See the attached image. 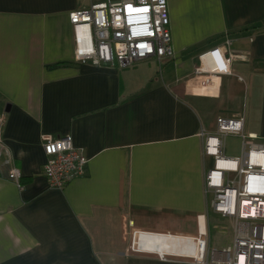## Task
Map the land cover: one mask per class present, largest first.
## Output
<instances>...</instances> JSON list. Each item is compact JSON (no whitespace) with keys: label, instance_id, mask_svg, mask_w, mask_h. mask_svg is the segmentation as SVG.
Instances as JSON below:
<instances>
[{"label":"crops","instance_id":"obj_1","mask_svg":"<svg viewBox=\"0 0 264 264\" xmlns=\"http://www.w3.org/2000/svg\"><path fill=\"white\" fill-rule=\"evenodd\" d=\"M166 1L173 56L118 68L74 60L69 13L88 0H0V264H197L176 256L199 257L190 237L219 227L201 132L243 115L264 144V0ZM226 38L245 59L203 89L198 56ZM44 133L87 159L61 189L42 172ZM222 149L240 156L241 137Z\"/></svg>","mask_w":264,"mask_h":264},{"label":"built area","instance_id":"obj_2","mask_svg":"<svg viewBox=\"0 0 264 264\" xmlns=\"http://www.w3.org/2000/svg\"><path fill=\"white\" fill-rule=\"evenodd\" d=\"M69 21L76 62L127 68L143 60L160 63L173 56L166 0H88L86 6L69 13ZM229 44L226 38L198 56L193 77L202 78L199 85L203 89L214 88L223 75H233L232 62L245 59V55L234 54ZM243 122V115L218 117L215 133L200 134L204 154L214 158L213 168L205 173V189L212 193L213 211L231 221L232 241L221 249L210 248L205 233H199L190 239L200 256L176 257L197 264H264V144L244 131ZM228 134L242 139L238 157L223 154V139ZM40 141L46 156L42 172L49 187L61 189L83 173L87 159L73 145L71 135L44 133ZM7 178L21 187L15 167L9 168ZM130 250L141 251L134 243ZM169 256L160 255L163 259Z\"/></svg>","mask_w":264,"mask_h":264},{"label":"rangeland","instance_id":"obj_3","mask_svg":"<svg viewBox=\"0 0 264 264\" xmlns=\"http://www.w3.org/2000/svg\"><path fill=\"white\" fill-rule=\"evenodd\" d=\"M211 217L212 223L217 224L219 227L209 230L207 244H209L211 248H224L232 241V227L226 219L220 218L218 215H211ZM134 239V236L131 237V242L134 243Z\"/></svg>","mask_w":264,"mask_h":264},{"label":"bare ground","instance_id":"obj_4","mask_svg":"<svg viewBox=\"0 0 264 264\" xmlns=\"http://www.w3.org/2000/svg\"><path fill=\"white\" fill-rule=\"evenodd\" d=\"M248 212H250V211H248ZM251 212L254 213V210H251Z\"/></svg>","mask_w":264,"mask_h":264}]
</instances>
